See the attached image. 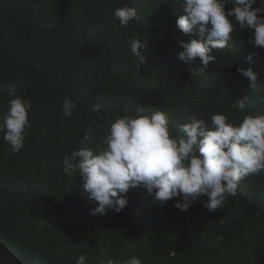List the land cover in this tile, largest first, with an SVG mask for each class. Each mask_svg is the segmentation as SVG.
Returning <instances> with one entry per match:
<instances>
[{
	"label": "trees",
	"instance_id": "obj_1",
	"mask_svg": "<svg viewBox=\"0 0 264 264\" xmlns=\"http://www.w3.org/2000/svg\"><path fill=\"white\" fill-rule=\"evenodd\" d=\"M0 264H264V0H0Z\"/></svg>",
	"mask_w": 264,
	"mask_h": 264
}]
</instances>
